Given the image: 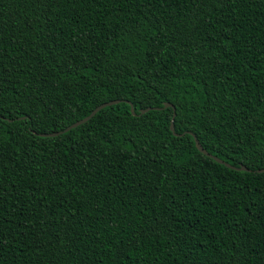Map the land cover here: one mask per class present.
I'll return each instance as SVG.
<instances>
[{
	"label": "trees",
	"instance_id": "1",
	"mask_svg": "<svg viewBox=\"0 0 264 264\" xmlns=\"http://www.w3.org/2000/svg\"><path fill=\"white\" fill-rule=\"evenodd\" d=\"M0 113V264H264V0H0Z\"/></svg>",
	"mask_w": 264,
	"mask_h": 264
},
{
	"label": "water",
	"instance_id": "2",
	"mask_svg": "<svg viewBox=\"0 0 264 264\" xmlns=\"http://www.w3.org/2000/svg\"><path fill=\"white\" fill-rule=\"evenodd\" d=\"M117 101H118V100H110V101L103 102V103L97 105L96 107H94V108L89 112V114H87L86 116H84V117H82V118H80V119L74 121L73 123L69 124V125L66 126L63 130H59V131H55V132H48V133H40V135H42V136H55V135L59 134L61 131H66L67 129L72 128V127H74V126H76V125H78V124H80V123L86 121V120H87L88 118H90V117H91V116H92L97 110H99V109H101V108H103V107H105V106L112 105V104L116 103ZM168 106L172 108V105H171L170 103L165 102V103L163 104V107H168ZM147 109H148V108L142 109V110H140L139 113H142V112H144V111L147 110ZM172 109H173V108H172ZM130 111L133 112V111H132V107H131V105H130ZM173 115H174V112H172V115H171V118H170L169 126H168V127H169V130H170L173 134H175V133L173 132V125H172V118H173ZM190 134H191V133H190ZM191 136H192V138H193V142H194V145H195L197 151L200 152V153H202L203 155L208 156V157H211L214 161H216V162H218V163H220V164H223V165H225V166H227V167L235 168V169H240V170H248V169H246V168H245L244 166H242V165H240V166H238V167H234V166H232V165H230V164L224 162L223 160L217 158L216 156H213V155L209 154L205 149L202 148V146L199 144V142H198V140L195 138V136H194L193 134H191ZM263 169H264V168H262V169H258V170H256V171L259 172V171H262Z\"/></svg>",
	"mask_w": 264,
	"mask_h": 264
},
{
	"label": "snow or ice",
	"instance_id": "3",
	"mask_svg": "<svg viewBox=\"0 0 264 264\" xmlns=\"http://www.w3.org/2000/svg\"><path fill=\"white\" fill-rule=\"evenodd\" d=\"M0 116H2V113H0Z\"/></svg>",
	"mask_w": 264,
	"mask_h": 264
}]
</instances>
